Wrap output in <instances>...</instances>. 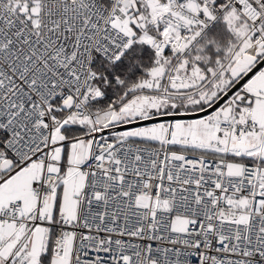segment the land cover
<instances>
[{
	"label": "built area",
	"instance_id": "built-area-1",
	"mask_svg": "<svg viewBox=\"0 0 264 264\" xmlns=\"http://www.w3.org/2000/svg\"><path fill=\"white\" fill-rule=\"evenodd\" d=\"M141 1L0 0L2 166L35 156L41 146L38 156L49 160L50 132L70 113H88L96 122L101 109L91 110L88 103L103 91L93 84L90 62L95 54L117 59L130 38L126 20L139 27ZM160 2L162 7L145 17L147 25L160 20L181 31L166 43L154 35L149 44L161 49L166 44L170 51L183 52L191 39L184 32L193 35V23L197 34L210 30L227 6L251 28L264 17V0ZM255 36V42H264ZM223 45L231 54L232 46ZM209 122L228 129L234 143L168 135L145 141L100 135L94 128L88 154L75 166L84 175L76 216L58 212L47 220L39 197L49 181L33 180L31 209L21 211L16 198L0 207V222H17L13 246L0 264H27L21 246L36 224L51 228L49 254L68 251L66 264H264V162L237 159L257 153L260 144H239L245 132H254L256 121L245 113L242 119ZM238 195L248 196L245 207L224 204L225 197Z\"/></svg>",
	"mask_w": 264,
	"mask_h": 264
},
{
	"label": "crops",
	"instance_id": "crops-1",
	"mask_svg": "<svg viewBox=\"0 0 264 264\" xmlns=\"http://www.w3.org/2000/svg\"><path fill=\"white\" fill-rule=\"evenodd\" d=\"M231 8L235 11L232 6ZM234 13L236 15L234 16L235 18L233 17L234 19L229 17L228 20H220L221 23L223 22V24L221 25L219 30H223L222 26H225L227 28L226 32L224 33V36L226 37L225 39L227 40L224 43L232 46V55L234 54L236 46L243 38L249 39V47H246L243 53L239 55L240 58L241 56L243 58L242 62L239 64H235L236 70H245L251 64V59H254V54L255 57H257V54L264 53V48H262V46H264L262 45L264 44V42H255V33H259L260 35H262L261 30L258 26V23L262 18L256 23L255 28H251L250 24L247 21L239 18L236 12ZM214 19L215 17L212 20V26H214ZM211 29L209 30L211 35H214V32H212ZM257 43H259L260 45L256 46ZM174 54L175 52L170 50L163 53L161 55L160 69L156 68L152 72L162 70L166 63L170 60L171 56ZM224 56L227 59V56ZM217 58L218 56H216L215 60L211 59V62H207L205 66L208 69H212V67L214 66L216 67V69H213V72L210 73L211 75H214L215 72L218 73V71L221 70L222 64H216ZM232 58L234 63H236L237 58L234 57V55L233 57L230 56L228 62L232 60ZM181 64L182 62H180L178 66H180ZM152 66H157V64L155 63ZM150 68L148 69L149 72L151 71ZM193 68L191 67L192 70ZM176 69L177 66L175 67V70ZM201 70L202 69L198 64L197 71L193 70L194 72H197V81L201 76ZM213 80L214 78L211 77V81ZM182 81H184V77L182 75H179L177 79L172 82L179 86L182 84ZM235 93H242V100L232 102L229 113L226 116L240 119V113L243 114V117L245 113H248L249 116L256 121V128L254 132H245L239 144L240 146L260 144L257 153H255L253 156H239L237 157V159H255L257 161L264 162V151H262L264 150V64H261V66H259L251 74H249L242 81L239 87L234 91V94ZM229 99L231 101V95L228 96L226 100ZM222 104L223 102L219 103L214 108V110H219V115ZM209 119H212V117L207 118V131L203 129L198 130L197 134H195V139H192L191 137L189 138L197 141V143H208L209 140H213L214 142H217L222 146H229L233 144L234 139L230 131L228 129L219 128L216 122H209ZM99 123L101 125H99ZM99 123H93L92 134L90 137H92L94 134V128L95 133H100L102 123L101 121ZM83 127L84 126L82 125H72L71 123L66 124V126L62 127L63 137H60V139L56 143H52V147L50 146L49 149H47L46 156L47 158L49 157V160L46 159V161H44L39 156H33L20 163H17L20 166L19 168H14V170H11V168L15 164H8L6 166H2L0 164V207L6 205L9 201L16 198L20 200L19 208L21 211H27L31 209L36 201V196L33 194L31 189L32 181L46 176L49 181V186L42 194V196L39 197V208L44 213L46 219L53 220L55 218V214L58 212L63 213L67 218L75 217L78 208V196L84 182L83 173L80 170L76 169L75 166L80 163L81 160L88 154L91 141L90 138L89 142L87 143H79L80 138H76L80 131L84 130ZM84 136L87 135L84 134ZM178 148L185 149V147ZM219 155L233 157L231 155H224L221 153H219ZM24 169H26L27 171L26 176L20 174ZM13 221L14 220H6L0 222V257L9 254L14 243V236L17 230V222ZM10 222H13V224ZM40 233L41 236L42 233L47 234L45 241V250H42V243L40 242L41 238L39 239ZM50 239V227H48L46 231H44L43 227L40 224H36L31 228L23 244V249L26 252L27 264H55V257L50 256L48 252ZM43 254L44 260L41 259ZM45 254H48L51 257L48 259L47 263L44 262Z\"/></svg>",
	"mask_w": 264,
	"mask_h": 264
},
{
	"label": "rangeland",
	"instance_id": "rangeland-1",
	"mask_svg": "<svg viewBox=\"0 0 264 264\" xmlns=\"http://www.w3.org/2000/svg\"><path fill=\"white\" fill-rule=\"evenodd\" d=\"M144 1L147 4L146 10L148 14H146V16L158 10L159 7H162L160 0H144ZM29 11L32 14L34 13L32 8H29ZM234 12L235 11L231 7H228L222 11V14L225 17V19L228 20L229 17H231L232 19L235 18L234 16L236 15ZM146 16H143V13H141L140 17H138L137 15L135 22H136V26H139L136 27L137 29H139L137 30L138 39L148 42L153 36L150 35L149 32L150 30H148L149 26L147 28V22L145 21ZM32 20L33 18L31 19V21ZM157 22H162V21L160 20L156 21L155 23H153V25L156 24ZM125 25L129 27L127 32L128 33L130 32V36L133 35L134 31L136 30L135 28H133L135 24L131 22L128 23V21L126 20ZM258 26L261 30L262 36H264V17H262V19L259 21ZM193 28H194L192 31L193 35L184 32V34L186 35L185 38L186 40L191 38L185 42L184 50L186 48H187L186 50H188V48L192 44L191 42L192 41L194 42L195 39L197 38V35L199 34V33L197 34V23H193ZM211 28H212L211 31L214 32V35H212L213 38L210 37L209 38L212 41L213 49L217 50L221 54L226 55L227 56L226 60H228L230 56L233 57L234 55V57L237 58L236 64L241 63L243 58L242 56L240 58L239 55L243 53L246 47H249L248 44L249 39L243 38L236 46L234 54L232 55L233 51L231 54L225 52V48L223 45V43L227 40L225 39L226 37L224 36L226 30L225 31L219 30L220 28H215L214 26H211ZM180 31L181 29L176 25L165 23L162 29V33L164 35H162L163 38L161 39V41L166 43V41L171 40ZM258 45L260 44L257 43L256 46ZM154 48L153 50L155 51V54L159 56V57H155V63L157 64L158 67L152 66L150 68L151 71L150 72L148 71L146 76L144 75L143 78H141V80L137 84L132 86L129 93H126L125 90L117 91L115 94L112 95V97L107 96L103 99L98 98L91 100L88 103L91 110H94L95 108L101 109L100 115L95 117V121L97 123L103 121L102 126H109L111 124H108L107 118L110 119L111 122L116 120H119L118 122H124L134 118L144 117L146 115L161 113L162 111L172 112L171 110H174L176 108L178 109L176 111L193 110L197 108V101L199 103L202 100L206 99L208 92L205 89V85L208 84L210 87H212V84L208 80L211 79L212 75L210 73L213 72V69H216V67L214 66L212 67V69H208L205 66L207 62L208 63L211 62V59L215 60L216 56H218V52L212 51L211 53H207L206 55L200 56L199 64L201 69L206 70V76L203 81L194 84V82H192L194 78L191 76L192 73L190 72V70H192L191 67L193 68L195 66L193 70L197 71L196 68L197 66L195 65L194 61H192V59L191 61L185 60L183 58L182 51L178 52L177 49H174L175 51L173 52H175L176 54L172 55L170 61H168L170 62V64L167 70L164 69L165 67L164 66L162 70H157L155 72H152L156 68L160 69L161 55L166 51H169L168 49H166L168 48L166 44L164 45L163 49H161V46ZM262 48H264V46H262ZM192 57L197 58V55L191 54V58ZM180 62H182V64L178 66ZM216 64H220V63L216 62ZM173 66H174V70L170 72ZM176 66L177 69L175 70ZM179 75H182L186 79L182 81L181 85L178 86L172 81H175V79H177ZM202 76L203 74H201L200 77ZM226 81L227 79L224 78L223 82ZM50 103L56 104V100L51 99ZM54 111L57 112L58 116H61V111H58L56 109ZM218 111L216 109L214 110L213 108L212 110L198 116L171 117V118L150 120L138 125H129L126 127L109 129L106 133L100 135H110V136L125 135L132 138H141L142 140L144 139L145 141H150L153 138V136L159 137L161 139L166 135L172 138H178L181 135L183 136L189 135V137L195 139V134H197L198 130H202V129L205 131L208 130V125L206 124L208 117H212V119L215 121H219L221 119L226 118L224 115H219ZM239 118L240 119L243 118L242 113L239 114ZM70 123L72 125L84 126L83 127L84 130L80 131V133L76 136V138H80L79 143L89 142L93 128V123L90 114L87 113L83 115H74L70 113L66 118L60 120L59 125L57 127L51 130L48 149L50 146L51 147L53 146L52 143H56L60 139V137H63L62 127ZM99 125L101 124L99 123ZM84 134H86L87 136H84ZM42 151H44L43 146H41L38 149L35 157H37L39 153ZM19 166H20L19 164H15L12 167L13 169L11 168V170H14V168L17 167L19 168ZM20 174L26 176L27 174L26 169L22 170ZM248 200H249L248 196L246 195L228 196L225 197L224 204L242 208L248 204ZM13 222L10 223L13 224ZM46 236H47L46 233H42V236L40 233L39 236V239L41 238L40 242L42 243V250H45L46 247L45 246ZM27 243H28V239H27ZM23 247L24 245L21 246V248ZM67 248H68V244L65 251L67 250ZM49 255L45 254V261H44L45 263H47L48 259L51 258L50 257L51 255L50 256ZM52 257H55L54 258L55 264H66V258L69 257V253L68 251H66L63 253L62 256H52Z\"/></svg>",
	"mask_w": 264,
	"mask_h": 264
},
{
	"label": "trees",
	"instance_id": "trees-1",
	"mask_svg": "<svg viewBox=\"0 0 264 264\" xmlns=\"http://www.w3.org/2000/svg\"><path fill=\"white\" fill-rule=\"evenodd\" d=\"M146 8H147V4L145 3L144 0H142L139 4V9H140V13H143V16H146V14H148ZM220 20L221 21L226 20L222 13L214 20L213 25L215 26V28H220L221 25L223 24V22L221 23ZM164 24H165L164 22H157L154 25L153 24L147 25V28L149 26L148 30H150L149 31L150 35L162 37V35H164L162 33ZM222 28L224 31L227 29L225 26L224 27L222 26ZM135 29L136 30L134 31V34L130 36V40L127 43L126 47L121 51V53L118 55L115 61L109 62L104 58H102L101 56H99L98 54L93 55L92 60L90 62V68L94 74L93 84L101 87L103 91V95L99 97V99L100 98L103 99L107 96L112 97V95L115 94L117 91L125 90L126 93H129L131 87L137 84L141 80V78H143L144 75L146 76V74L148 73V69L155 63V57H159L158 55L155 54V51L150 46L149 41L147 42L138 39L137 30L139 29L137 28ZM209 37L213 38L208 29L205 28L201 30L197 35L195 41L191 42L192 43L191 46L190 45H189L190 47L188 46L189 47L188 50H186L187 49L186 48L185 49L186 51L184 50L182 52L183 58L189 61H191L192 59V61H194L195 65L197 66V64L200 65L199 64L200 56L206 55L207 53H211L212 51L218 52L217 50L213 49V44ZM191 54L197 55V58L195 57L191 58ZM262 54L264 53L257 54L256 55L257 57H255L254 54V59L253 58L251 59V63H253ZM228 60H226L224 54L218 52L217 62L222 64L221 70L218 71V73L215 72V74L212 75V77L214 78L213 81H211V79L208 80L212 84V87H210L208 84L205 85V89L208 92V95L206 96V99L202 100L201 102L198 103L197 101L196 109L204 107L205 105L212 102L228 86H230L234 82V80L244 71L243 69H239L238 71L232 70L231 64L234 61L230 60L228 62ZM169 64L170 62L166 63L164 67L165 70H167ZM173 70H174V66L171 68L170 72ZM190 72L192 73L191 76L194 78L192 80L194 84L203 81L206 76V70L202 69L201 74H203V76L200 77V79H198L197 81V72L194 73L193 70H190ZM224 78L227 79L226 82H223ZM185 79L186 78L184 77V80ZM176 110L178 109L176 108L171 111H176ZM186 149L192 150L189 148ZM48 252H49V248H48ZM41 259L44 260V256H42Z\"/></svg>",
	"mask_w": 264,
	"mask_h": 264
},
{
	"label": "water",
	"instance_id": "water-1",
	"mask_svg": "<svg viewBox=\"0 0 264 264\" xmlns=\"http://www.w3.org/2000/svg\"><path fill=\"white\" fill-rule=\"evenodd\" d=\"M25 8L22 6L18 9L19 12H22ZM27 17V15H25ZM236 63L231 64L232 70L236 71ZM261 64H264V54H262L259 58H257L253 63H251L235 80L234 82L228 86L219 96H217L212 102L205 105L204 107L194 109V110H187V111H172V112H161L151 115H146L144 117L134 118L124 122H117L113 123L109 126H103L100 132L104 133L107 132L109 129H115L119 127H126L129 125H138L144 123L146 121L161 119V118H171V117H191V116H198L203 113H206L213 108H215L219 103L223 102L221 105L220 115H228L229 109L231 107L232 102L241 101L242 93H235L234 91L239 87L242 81L251 74L255 69H257ZM238 71V70H237ZM231 95V101L226 100L228 96ZM110 120L107 118V121Z\"/></svg>",
	"mask_w": 264,
	"mask_h": 264
},
{
	"label": "bare ground",
	"instance_id": "bare-ground-1",
	"mask_svg": "<svg viewBox=\"0 0 264 264\" xmlns=\"http://www.w3.org/2000/svg\"><path fill=\"white\" fill-rule=\"evenodd\" d=\"M228 7H231V6H227V7H225V8H228ZM225 8H224V9H225ZM224 9H223V10H224ZM223 10H222V11H223ZM222 11H221L217 16H215V19H216L221 13H222ZM215 19H214V20H215Z\"/></svg>",
	"mask_w": 264,
	"mask_h": 264
}]
</instances>
